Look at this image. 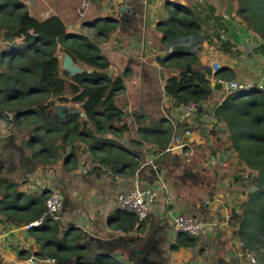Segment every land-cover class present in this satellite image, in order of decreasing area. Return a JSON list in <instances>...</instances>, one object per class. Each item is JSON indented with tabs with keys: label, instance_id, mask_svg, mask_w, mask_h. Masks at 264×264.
Wrapping results in <instances>:
<instances>
[{
	"label": "trees",
	"instance_id": "1",
	"mask_svg": "<svg viewBox=\"0 0 264 264\" xmlns=\"http://www.w3.org/2000/svg\"><path fill=\"white\" fill-rule=\"evenodd\" d=\"M107 1L90 0V4L100 11ZM232 1L237 4L235 13L244 26L264 39V0ZM167 4L173 8L170 16L157 25L161 45L172 51L158 59L162 68L171 71L165 93L177 107L189 101L205 104L213 90L210 80L200 71L198 49L213 35L203 31L206 21L200 17V5L190 8ZM216 11L211 4L209 12L214 20ZM120 25L121 20L115 16L97 17L83 26L91 36L72 33L59 16L41 21L30 14L23 2L0 0V114H12L14 128L20 136L29 135L22 141L40 163L53 165L64 157L65 167L70 163L77 167L78 155L86 150L114 174L138 169L133 150L117 143V138L130 132L128 116L117 105L118 97L126 90L125 75L110 76L111 63L98 43L108 40ZM216 37L231 52V45ZM60 48L85 71L72 76L63 70L58 57ZM173 70L178 73L172 75ZM234 74L231 68L222 67L217 76L232 80ZM56 101L79 105L82 113L66 111V117L61 118L54 110ZM210 114L217 120V137L231 144L239 164L249 171L250 180L242 178L249 199L240 206L236 234L245 242L244 252L264 264V93L228 92ZM138 132L151 133L147 127H140ZM172 135V125L161 124L153 142L163 150ZM46 197H26L16 183L0 172V215L9 222L27 225L40 219L46 211ZM113 223L117 229L130 232L137 229L139 220L130 214ZM30 234L38 245L35 255L39 259L68 261L67 264H120L100 256L99 249L82 230L61 232L59 224L49 218ZM199 243V238L179 234L172 251L196 249ZM204 251L200 249L201 254Z\"/></svg>",
	"mask_w": 264,
	"mask_h": 264
},
{
	"label": "crops",
	"instance_id": "2",
	"mask_svg": "<svg viewBox=\"0 0 264 264\" xmlns=\"http://www.w3.org/2000/svg\"><path fill=\"white\" fill-rule=\"evenodd\" d=\"M215 1L217 3L220 2V0H208L207 2L206 0H160L157 7L152 0H108L103 10L109 9V13L116 14L115 17L124 22L123 26L121 25L117 30V32L120 31L123 35L122 42L120 43L121 47L118 49L113 48L114 53L121 55L120 61L122 63L116 65L105 55L111 63L110 69L112 71L109 69L110 76H123L127 70H130L129 62H127L128 55L133 57L135 62H138L139 59L144 61L139 49L141 39L138 37H140V33H144L148 37L153 32H158L159 37H161L157 25L162 19H167L170 16L172 7L167 3L171 5L179 3L190 8L200 5V17L206 21L203 31H207L208 34L213 35L211 40L204 42L198 49L201 64L208 61L206 50H214L212 48L213 45L215 46V50L218 49L217 54L219 58L225 61H234L235 66L223 64V67L231 68L235 73V79L232 80L243 78V81L252 84L261 81L264 76V52L262 51L264 50V39L255 32L248 30L235 12L220 13L218 8H216L218 16L215 13L217 19L214 20L209 11L211 4L214 5ZM122 6H127L130 11L128 13L127 11L122 12ZM141 7L146 8L147 15L146 11L144 13L139 12ZM96 9L99 10L98 8ZM103 10L100 11L102 12ZM151 16H155V20ZM99 17L103 16L99 15ZM135 18H138V21H135ZM216 23H218V27L215 26ZM242 28L252 34L249 37H245L246 33L242 32ZM122 29L123 31H121ZM117 32L113 35H116ZM74 33L90 35L91 32L86 29L84 31H75ZM216 36H220L221 39L231 45L228 46L231 52L226 51L227 48H223V44H221ZM222 36H225V38H222ZM136 38L137 41H135ZM130 39L134 40V45L130 43ZM114 40L113 38L112 41ZM244 41L248 44H244ZM247 52L251 55L250 57L258 58L257 66L259 69L248 66L249 58H247ZM64 53L63 49L60 48L58 50L59 60H61ZM156 54L157 57L154 59V65H159L158 59L168 55L169 52L162 46ZM125 61L127 63V66L125 65L126 68L122 67ZM214 62L218 61L213 60L210 63ZM144 65L142 63L143 67ZM208 68L211 70V65L207 63L203 72L206 77L210 71H208ZM240 72L244 73L243 77L240 76ZM177 73V71L173 70L172 75ZM136 77L143 81L147 80L144 73L143 76L137 74ZM124 79L126 92L121 96L128 100L123 107L119 106L117 100V105L128 116L127 121L130 132L123 135L122 138H117V143L133 150L135 161L139 163L137 170L132 173L118 172L114 174L110 169L102 166L86 150H83L78 155L77 167H72V163L68 167H65L64 157L58 159L53 165L40 163V160L34 158L32 151L25 147L24 141H22V138L27 140L29 135L20 136L14 128L12 114H0V172L2 176L16 183L26 197L43 194L48 197L51 192L55 191L61 193L64 199L62 210L63 221L56 222L59 224L61 232H67L73 228L82 230L88 235L89 241L99 249L100 256L115 260V262L120 264H143V262L144 264L252 263L246 260L248 258H241L240 254L232 252L231 248L227 249V242L231 239L234 240L235 244L240 240L234 234L238 228V222L230 220V218L231 214L239 212L240 206L249 198V192L244 187V181L242 180V178L245 179L244 173L249 175V171L245 170L244 165L239 164L237 159L238 154L230 149L231 144L229 147H223L221 152L217 154L215 152L214 145L218 141L224 142V139H213L210 131L213 129L214 134L216 133L217 135V122L210 126L208 120L211 122L213 120L208 112L210 113L216 106H219L222 101H214L211 97L204 104L208 106L204 107L200 112L198 119L200 123L198 122L197 128L193 129L190 147L179 148L172 143L174 132L177 131L179 134H183L188 125L183 118V105L177 107L173 100L165 93L163 87L166 85L168 79H159L161 90L157 87L158 97L152 99L143 97L141 93L138 94V112L132 111L134 110L132 104L135 101L134 98L129 97V94H136L137 92H131L128 89L129 80L126 77ZM208 79L211 82L212 94L216 91L217 86L219 88L222 87L210 78ZM214 96L217 95L214 94ZM62 105L66 108L62 113L65 117L66 111L74 114L73 112L77 109L82 113L79 105H72L70 103L60 104L58 101L55 103L54 110L57 106ZM161 111L164 116L160 115ZM56 112H59L57 108ZM81 116L85 119V115ZM132 118L134 119L132 120ZM161 124H171L173 127V135L167 147L163 150L153 142ZM222 126L223 124L218 125L220 128ZM140 127L149 128L151 133L146 135L139 133ZM136 143H139V146H136ZM36 149H39V145ZM200 154L206 156V159L200 158ZM154 156L155 162L162 171L160 179L155 182L153 178L148 177L149 171L147 172L149 179L144 177L142 173V166L145 160L151 159ZM193 158L198 161H208L210 158L208 163L213 164L218 169L213 171V173L199 172L197 174L201 178L196 179L194 175L190 176L192 172L184 173V168L181 166L183 163L189 166L193 163ZM243 167L244 169H242ZM187 169L189 170L188 167ZM195 181H197V186H193ZM240 181L242 184H240ZM226 182H230L229 186H231L232 195H229L226 190ZM151 185H157L161 189V195L147 220L142 222V227H138L130 232L117 229L113 220L130 214L116 209V197L121 193L131 191L136 186L146 187ZM211 193L223 197V202L214 197L215 201L213 205L210 206V201L209 204H205V201L211 199ZM232 196H236L235 199L238 201L233 203L234 199ZM169 198H173V204L168 203ZM170 213H176L175 215H192L204 221L215 220L216 223L210 227L209 232L211 235L206 236L208 238L204 237L206 239L201 240L199 238L200 243L196 249L181 248L178 251H172V246L176 244L178 235L172 232L171 220L168 219ZM218 213L222 215L219 218L222 222V227L219 230L218 220L213 218L214 214ZM66 218H69V222L65 221ZM75 222L78 226L73 225ZM23 226L25 225L9 222L6 216L0 215L1 264H23L28 262L32 257H36L38 245L31 236L30 231L23 229ZM119 232L124 233L119 234ZM201 248L205 250L203 254L200 253ZM131 249L142 250L145 253L135 256L133 262L130 263L128 258L130 257L129 250ZM40 260L45 264H52V261H54V264L58 263L55 259Z\"/></svg>",
	"mask_w": 264,
	"mask_h": 264
},
{
	"label": "rangeland",
	"instance_id": "3",
	"mask_svg": "<svg viewBox=\"0 0 264 264\" xmlns=\"http://www.w3.org/2000/svg\"><path fill=\"white\" fill-rule=\"evenodd\" d=\"M19 1L23 2L24 4H26L27 9L30 12V14L32 16H34L35 18H37L38 20L43 21V20H45V19H47V18H49L51 16H59L64 21V23L67 25L69 31H71L72 33H74L75 31H79V30H81V31L86 30V28L83 27L84 24L88 23L89 21H91V20H93V19H95L97 17H99V15L100 16L102 15L103 17L104 16L106 17V16H115L116 15V14L114 15L112 13H109L108 12V11H110L109 9H104L102 12L101 11L97 12L98 10L93 5L90 4L89 0H19ZM207 1L208 0H206V2ZM152 2H154L157 5V7H158L160 0H152ZM214 6L216 8H218L220 13L235 12V10L237 9L236 2H233L232 0H220L219 3H217L215 1ZM145 9H146L145 7H141V9H139V12L144 13L146 11ZM146 15H147V11H146ZM216 16H218V13H216ZM154 17L155 16H153L152 18L155 20ZM154 20H153V22H154ZM135 21H138V18H135ZM121 23H122V21H121ZM121 31H123V29ZM242 32L246 33L245 37H249V35L252 34L251 32L248 33L244 28H242ZM147 34H148V32H147ZM91 35L92 34H90L89 36H91ZM110 38H111V40H110ZM110 38L108 40H106V41L99 40L98 41L99 46L102 49L103 54L105 53L104 55L109 57V59L111 61H113V63H115L116 65H120L122 63L120 61L121 55H118V54L114 53L113 52V48L118 49L119 47H121L120 43L122 42L123 35L119 31V32H117L116 35L112 34L110 36ZM113 38L115 39L114 41H112ZM138 38L141 39L140 45H139V49H140V53L142 54V57H143L144 61L139 59L138 62H135L134 61L135 59L128 55L127 62H129V66H130L129 68H130L131 72H130V70H127L123 74V76L125 75L127 80H129V83H128L129 88L128 89L131 92H135V93L137 92L136 94H134V93L129 94V97L132 98V99L134 98V101H135V103L132 104L133 109H134L132 111H136V112L139 111V104L137 103L138 94L141 93V95L143 97L152 98V99L158 97V89H157V87H159V89L161 90V88H160L161 83L159 84V82H160L159 79H161V80H164L165 78L168 79V77H170V73H171V71L166 69V68L164 69V68H162L159 65H154L155 64L154 59L157 57L156 53L159 52V49L162 47L161 44H160V37L158 35V32H153V34H150L148 37L144 33H140V37H138ZM135 41H137V38L135 39ZM133 42H134V40L130 39V43L132 45H134ZM244 44H248V43L245 42ZM2 47H3V44L0 42V49ZM214 47L215 46L212 45V48L214 49L212 51L206 50V52L208 54V61H205L203 64H201L200 71L202 73L205 71L207 63H208V65L210 64L212 66L213 63H210V62L213 61V60H217L218 62H220L219 65L221 67H223V64H230L232 66H235L234 61H225V60L219 58V55L217 54L218 49L215 50ZM60 52H62V51H60ZM9 54H10V52H9ZM246 55H247V58H249L248 59V63H249L248 66L258 68V66H257L258 58L257 57H250L251 55L249 54V52H247ZM142 63L145 64L144 67L142 66ZM60 64H61L60 66L62 68V59L60 60ZM126 64L127 63L125 61L122 64V67L126 68V66H127ZM142 67H143V70H142ZM144 68H145V70H144ZM110 71H112V69H110ZM143 73L146 76L147 80L145 79L143 81V80H141V79L136 77L137 74H139L140 76H143ZM165 75H167V76H165ZM243 75H244V73L240 72V76L243 77ZM241 79H238V80H240L242 82H245V81H243L244 80L243 78H241ZM163 88L165 89V85H164ZM220 88H219V86H217L216 87V91L211 96L214 101H222L228 95V92L224 91L223 87H220ZM214 94H216L217 96H214ZM127 100L128 99H125V98H123L120 95L119 98H118L119 106L123 107V105L125 104V102ZM204 106L206 107L208 105H204ZM208 114H209L210 117H212L211 119L213 120V122L208 120V122H209V124L211 126V125L215 124L217 122V120L209 112H208ZM160 115L164 116L162 111H161ZM133 119L134 118H132V120ZM195 121L196 122H195L194 126H195V129H196L197 128V123L198 122L200 123V120H198V115H197V119ZM210 133L213 135V139L214 138L218 139L216 133L214 134L213 129H212V131H210ZM229 145H230V143L225 141V140H224V142L218 141L214 145V149H215L216 154L218 152H221L223 150V147H225V146L229 147ZM230 152H232V151H230ZM191 154H192V152H191ZM195 154H197V152H195ZM199 157L204 159V160L206 159V156H203V154H200ZM194 159L195 158H193L192 160H194ZM209 160H210V158H209ZM208 161L194 160L193 163H191L189 166H188V164H185V163L181 164V166L184 168V173L192 172V173H190V176L194 175V178L200 179L201 177L197 173H199V172L200 173L201 172L213 173V171L218 169L213 164H211V163L209 164ZM187 167L189 168V170L187 169ZM179 169H181V168L179 167ZM242 169H244V167ZM161 172H162L161 168L158 167L157 174H156L155 177H153L154 182L157 180V178H159ZM246 174L247 173H244V177H245L246 181H249L250 177L248 178L249 175H246ZM229 183L230 182H226L225 183V187H226V190L229 193V195H232V192H231L232 190H231V186H229ZM240 184H242L241 181H240ZM193 186H197V181H195V184ZM147 187H149V186H146L144 188H147ZM154 188L158 191V192H156V202H155V205H154V208H155V206L157 204V201L159 200L160 195H161V189L157 185H154ZM210 192H212V191H210ZM214 197H217L220 202H223V199H224L223 197H221L220 195L216 196V195H214V193H211V199L205 201L204 203L205 204H209V201H210V206L213 205L214 201H215ZM232 197L234 199L233 203L238 201V200L235 199L236 196H232ZM232 197H230V198H232ZM173 201H174L173 198H169L168 203L169 204H173ZM175 214L170 213V215L168 216V219L175 218L176 217ZM241 214H242V210L240 208L239 212H234L233 214H231L230 220L232 219V220H235V222H236L237 219H240ZM185 216H191V217L200 219L199 217L192 216V215H185ZM220 217H222V215L220 213L214 214V216H213L214 219L218 220V230L222 227V222L219 220ZM200 220H202V219H200ZM208 222H213L214 224L216 223L215 220H208ZM141 223L142 222L138 223L137 228L141 225ZM238 229H239V222H238V228H237L236 232L238 231ZM234 234L237 237H239L238 234H236L235 232H234ZM207 235L209 236V235H211V233L208 231ZM206 238H208V237H206ZM206 238H200V240L201 239H206ZM239 239H240V237H239ZM230 241L227 242V249L231 248L232 252H234V253L237 252L238 255L240 254L239 256L242 258L244 256L245 242L242 241V239L238 240L236 242V244L234 243L233 239H231ZM247 257H248V259H246V260H248V261L251 260L253 262V263H248V264H259L255 255L250 254V255H247ZM245 263H247V262H245ZM131 264H134V263H131ZM143 264H144V262H143Z\"/></svg>",
	"mask_w": 264,
	"mask_h": 264
},
{
	"label": "built area",
	"instance_id": "4",
	"mask_svg": "<svg viewBox=\"0 0 264 264\" xmlns=\"http://www.w3.org/2000/svg\"><path fill=\"white\" fill-rule=\"evenodd\" d=\"M222 38H225V36H222ZM171 52L172 51L170 50L169 53ZM220 70L221 66L219 65V63L214 62L211 66V70L207 74V77L215 81V83H217L218 85L222 86L227 92L246 94L254 91H260L264 93V76L262 77L260 82L252 84L248 82H241L239 80H226L219 78L217 74ZM204 107V104H200L196 101H189L183 105V118L185 119L188 126L183 134H179L177 131L174 132L172 143L175 146H178L179 148L190 147V138L192 137L193 129L195 128V120L197 119V115L199 119L200 112ZM158 167V164L155 162V156L151 159L145 160L142 166L143 176L147 177V172L149 171L148 177H155ZM158 179H160V176L159 178H157V181ZM156 192L158 191L154 188L153 185L147 188L136 186L127 193L119 194L116 197L115 207L120 211L135 215L138 218L139 222H144L147 220L154 208L156 202ZM63 200L64 199L61 193L56 191L51 192L46 198V211L42 215V217L39 220L23 226V229H25L26 231H31L33 228L40 226L46 218H49L54 222H62ZM175 216V218H171L170 220L172 232L176 235L186 234L192 238H204L208 236L207 232L210 230V227L214 226L213 222L203 221L191 216ZM65 221L69 222V218H66ZM73 225L78 226L76 222ZM123 233L124 232H119V234ZM247 255H250V253L244 252L243 257L248 258ZM52 262V264H54V261Z\"/></svg>",
	"mask_w": 264,
	"mask_h": 264
},
{
	"label": "water",
	"instance_id": "5",
	"mask_svg": "<svg viewBox=\"0 0 264 264\" xmlns=\"http://www.w3.org/2000/svg\"><path fill=\"white\" fill-rule=\"evenodd\" d=\"M121 11L122 12H125L127 11V13L130 11L128 10V7L127 6H122L121 7ZM126 17V16H125ZM124 22L121 23V25L123 26ZM62 59V69L65 70V71H68L72 76L75 75V74H78V73H82L85 71L86 68H83L81 67L80 65L76 64L74 62V60L72 59V57L67 54V53H64L63 57L61 58ZM59 112L57 113L59 116H61L62 118H65V116L62 114L63 111H65V106H57L56 107ZM56 108H55V111H56ZM79 110H75V112L73 113H78ZM84 116V115H83ZM6 118V117H5ZM130 251V257L128 258V260L130 262H133V258L135 256H138L140 254H144L145 252L142 251V250H135V249H131L129 250ZM68 261H65V262H58L57 264H67ZM23 264H45L44 262H42L40 259H38L37 257H32L28 262L26 263H23Z\"/></svg>",
	"mask_w": 264,
	"mask_h": 264
}]
</instances>
